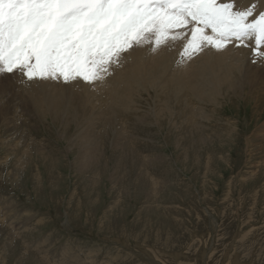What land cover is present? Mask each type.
I'll return each instance as SVG.
<instances>
[{"label": "rangeland", "instance_id": "1", "mask_svg": "<svg viewBox=\"0 0 264 264\" xmlns=\"http://www.w3.org/2000/svg\"><path fill=\"white\" fill-rule=\"evenodd\" d=\"M0 88L4 111L16 88L7 77ZM221 103L204 110V144L149 114L154 124H127L119 145L98 135L106 153L84 173L77 127L40 122L16 100L30 120L10 130L0 115V264H264V93ZM129 140L138 154H112Z\"/></svg>", "mask_w": 264, "mask_h": 264}, {"label": "bare ground", "instance_id": "2", "mask_svg": "<svg viewBox=\"0 0 264 264\" xmlns=\"http://www.w3.org/2000/svg\"><path fill=\"white\" fill-rule=\"evenodd\" d=\"M253 2L254 0H235L237 8H247ZM256 2L261 6L258 11L264 9V0ZM191 28L192 25H189L187 29L174 30L187 31L188 34L182 40H167L160 45L156 44L154 34H147L149 42L133 45L128 51L121 53L120 60L110 65L103 81L88 83L78 79L68 85L62 79L27 81L24 78L26 82L21 85L18 83L21 75L10 74L7 81L10 85L14 84L16 89L7 108L0 111L2 124L14 130L15 125L30 120L16 111L15 101L19 100L29 116L40 122L49 120V123L61 127L76 126L78 130L75 138L83 140L79 147V157L85 160L84 173H97L94 171L101 166L92 157H101L105 152L97 151L92 145L98 135L99 141L102 138L105 142L110 137L114 144L116 142L119 145L125 138L132 136L133 132H129L127 124L136 125L135 128L139 124H154L144 118L149 114L157 121L154 124L157 127L178 122L168 129L191 130V140L195 139L199 145L204 144L206 141L202 143L203 139L196 132H200L209 115L204 111L205 108L208 109L210 105L219 107L229 97H240L255 91L264 93V61L254 59L251 44L249 47L237 46V41H232L220 50L205 42L199 51L186 54L185 47L191 38ZM205 34L212 35V32L209 30ZM259 66H263L262 74L260 69L250 71ZM3 91L0 88V92ZM144 95L146 96L143 97ZM120 123L123 124L124 131H118L122 128ZM107 125L114 130V137L109 130L101 129ZM97 129H101V132L96 134ZM61 137L65 138L64 135ZM128 142L112 148V154H138L134 147H130L132 140ZM139 171H147L146 166L141 164ZM90 181L94 182L93 178ZM112 181L117 184L116 178ZM151 182L156 189L158 183Z\"/></svg>", "mask_w": 264, "mask_h": 264}, {"label": "snow or ice", "instance_id": "3", "mask_svg": "<svg viewBox=\"0 0 264 264\" xmlns=\"http://www.w3.org/2000/svg\"><path fill=\"white\" fill-rule=\"evenodd\" d=\"M260 8L256 0L247 8L235 0H0V78L103 81L121 53L149 42L147 34L160 45L182 40L188 32L174 30L189 25L186 54L205 42L220 50L237 41L264 61Z\"/></svg>", "mask_w": 264, "mask_h": 264}]
</instances>
